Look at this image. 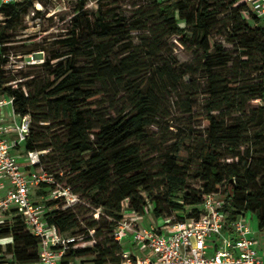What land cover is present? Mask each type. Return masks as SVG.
I'll return each mask as SVG.
<instances>
[{"label": "trees", "instance_id": "1", "mask_svg": "<svg viewBox=\"0 0 264 264\" xmlns=\"http://www.w3.org/2000/svg\"><path fill=\"white\" fill-rule=\"evenodd\" d=\"M31 5L4 8L8 18L0 27V94L13 97L15 113L30 116L29 134L19 148L44 151L41 164L45 156H60L67 166L63 177L45 170L58 182L65 179L73 192L91 194L100 209L83 231L85 239L93 236V244L69 242L62 262L90 256L79 264H121L122 246L113 229L124 218L126 199L136 214H143L150 201L156 218L173 222L198 217L205 195L220 192L227 221L250 211L264 231V25H258L261 19L244 0H146V9H137L130 20L114 21L103 14L98 0L96 18L90 21L80 10L72 17L69 36L59 41L66 50L51 53L42 63L45 78L24 92L6 84L10 79L2 66L8 58L7 31ZM83 16L89 36L81 43ZM154 28L163 37L176 36L182 46H193L199 54L195 65H177L166 56V44ZM213 33H223L232 48L213 40ZM132 34L136 42L124 41ZM197 73L206 94L205 136L194 175L201 189L187 185L188 165L179 159L182 143H175L162 163L158 188L163 196H153L141 142L160 112L158 93L191 87ZM118 90L126 99L119 109L110 98ZM51 125L61 128L62 135L47 140L39 129ZM62 201H46L44 216L66 233L78 221L73 207H62ZM0 236L11 237L4 250L15 261L38 260L39 239L27 231L21 215L12 212L0 226Z\"/></svg>", "mask_w": 264, "mask_h": 264}, {"label": "rangeland", "instance_id": "2", "mask_svg": "<svg viewBox=\"0 0 264 264\" xmlns=\"http://www.w3.org/2000/svg\"><path fill=\"white\" fill-rule=\"evenodd\" d=\"M101 2L103 14L113 21L118 18L130 20L137 9H146V0H101ZM97 4L98 0H40V5L35 7L32 4L28 12L19 20V23L13 25L15 27L12 26L7 31L9 37L5 41V47L7 48L6 54L8 58L7 66H4L3 69L5 77L10 80L6 84L26 92L29 89L33 90L36 83L45 78L43 61L55 51L63 52L66 50L60 45L59 41L69 36L68 31L71 28L72 17L80 10L85 13L84 15L90 21H93L97 15ZM80 22L81 33L79 39H81L82 43L84 41L82 39L88 37L89 34L85 31L84 16L80 18ZM178 22L182 23V20L178 19ZM249 23L251 26H255V23L251 21ZM258 25H264V20L261 19ZM154 31H158L156 32L157 37L166 44L164 50L166 56L174 59L177 65L188 63L195 65L199 54H196L193 46H182L176 36L163 37L161 32H159L160 30L154 28ZM212 37L213 40L222 42L224 48H232V44L224 40L223 33L222 35L213 33ZM129 40L136 42L137 38L132 34L126 37L124 41ZM95 41H98V39H95ZM117 50V47L114 48V52H117ZM32 56H34L33 62L29 63L28 61L32 60ZM84 62V60H81L79 64L83 65ZM14 65L19 66V68L11 71L10 69ZM194 78L195 80L191 87H180L175 91L172 89H161L158 93L160 112L155 118L154 124L147 128L146 139L141 142L142 156L154 181L153 196H163V190L158 188L162 179V163L169 149L175 143H182L179 159L182 165H188L186 169L187 185L190 188L201 189V182L194 178V175L198 165L199 151L205 136L206 94L204 93L203 81L199 74H195ZM253 79L252 81H255ZM183 80L187 81V78L185 77ZM124 96L125 94L119 90L116 94L112 93L110 98L113 106L118 109L123 107L126 103ZM106 101L105 99L102 102L106 103ZM7 109L9 110V108ZM52 125L39 129L43 130V136L47 140L62 135V129ZM20 153H22V149H19L16 154L21 155ZM42 167L52 171L54 175L57 174L63 177L67 166L60 156L51 154L49 157L45 156L43 158ZM59 184L68 187L76 195V199L73 202H69V205L73 207L77 215L78 226L66 232L65 235L74 238L72 241L74 246L92 245L94 242L93 236L89 240L85 239L83 231L86 222L90 221L91 218L97 219L100 212V209L95 207L93 196L91 194L73 192V186L69 187L65 179L59 180ZM42 191L46 194L44 195ZM31 193L34 200L41 201L44 204L49 199H52L49 197V188L42 190V187H33ZM143 196L149 200L146 193H143ZM127 203L128 200H124L122 203L123 207H126ZM151 209L152 204L149 201L143 214H134L125 210L124 218L137 222L139 226L155 225L156 217L152 214ZM186 209L189 211L188 207ZM243 219L250 227L252 236L259 247L260 255L263 256L264 231L261 232L258 229L257 215L248 211L243 216ZM158 220L160 221V219ZM100 226L102 225L100 224ZM93 233V230L89 231V235H93ZM98 240L101 241L102 237ZM120 244L122 251L129 253L130 257L134 259L138 256L140 258L146 256L145 252L137 248L139 244L125 240L120 241ZM88 258L90 256L78 258L73 262L74 264H79L82 260H88Z\"/></svg>", "mask_w": 264, "mask_h": 264}, {"label": "built area", "instance_id": "3", "mask_svg": "<svg viewBox=\"0 0 264 264\" xmlns=\"http://www.w3.org/2000/svg\"><path fill=\"white\" fill-rule=\"evenodd\" d=\"M29 1L35 7L40 5V0H0V27L6 25L8 18L4 8ZM244 2L256 17L264 18V0ZM33 57L29 63L33 62ZM6 63L2 67L7 66ZM17 68L19 66L14 65L10 70ZM7 108L11 114L9 122L5 121ZM29 127V114L15 113L13 97L0 94V186L7 183L0 195V226L16 212L21 215L27 231L39 239L38 260L17 262L12 252L4 250L5 245L12 242L11 237L0 236V264H74L62 262L64 251L74 238L47 221L45 204L32 198L31 189L43 185L53 187L49 197L62 198V207L71 206L69 202H73L76 195L43 169L40 150L22 149L21 155L16 154L29 134ZM9 133L11 139L7 137ZM223 206L224 196L220 192H211L205 195L198 217L173 222L160 217V221L148 227L122 218L113 229V237L119 242L128 237L131 243L145 245L156 264H264V255H260L250 227L243 219L245 214H237L227 221ZM126 208L128 205H122L123 213ZM121 257V264H154L150 258L134 259L125 251Z\"/></svg>", "mask_w": 264, "mask_h": 264}, {"label": "crops", "instance_id": "4", "mask_svg": "<svg viewBox=\"0 0 264 264\" xmlns=\"http://www.w3.org/2000/svg\"><path fill=\"white\" fill-rule=\"evenodd\" d=\"M262 20H264V18H262ZM10 119H11L10 109H9V110L6 109V110H5V121H6V122H9ZM7 137H8L9 139H11V138H12V134L9 133V134L7 135ZM19 149H21V148H19ZM19 149H18V151H19ZM6 188H7V183L5 182L4 185L0 186V195L3 194V192L5 191ZM126 210H128V212L134 213V212H133L132 210H130L129 208H126ZM123 215H124V213H123ZM157 219H160V217H159V218H156V223L159 221V220L157 221ZM148 226H150V224H149ZM148 226H143V227H148ZM259 231L262 232L263 230H259ZM123 240L130 242V239H129L128 237L124 238ZM123 240H122V241H123ZM130 243H131V242H130ZM255 245H256V247L259 249V247L257 246L256 243H255ZM137 248H139L141 251H143V252L146 253V254H145L146 256H145L144 258H150V259L153 261V263L156 264V263H155V259L151 256V253H150L149 249H147V247H145V245H143V244H139V247H137ZM138 257H139V256H138Z\"/></svg>", "mask_w": 264, "mask_h": 264}]
</instances>
